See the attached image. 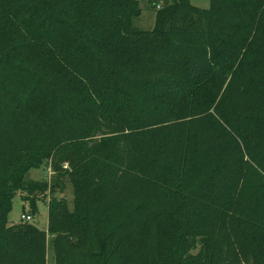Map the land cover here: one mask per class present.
I'll return each instance as SVG.
<instances>
[{"label": "trees", "instance_id": "obj_1", "mask_svg": "<svg viewBox=\"0 0 264 264\" xmlns=\"http://www.w3.org/2000/svg\"><path fill=\"white\" fill-rule=\"evenodd\" d=\"M141 14L0 0V264H47L49 236L76 264L68 235L86 264H264V0H167L152 30ZM48 165L47 229L12 223Z\"/></svg>", "mask_w": 264, "mask_h": 264}, {"label": "rangeland", "instance_id": "obj_2", "mask_svg": "<svg viewBox=\"0 0 264 264\" xmlns=\"http://www.w3.org/2000/svg\"><path fill=\"white\" fill-rule=\"evenodd\" d=\"M139 2L142 14L134 20L135 27L140 30H152L155 27L156 10L161 9L167 3V0H139ZM190 2L193 6L201 9H208L211 4V0H190ZM155 3L158 4L157 8L154 7ZM62 167L63 169H70L71 166L67 161L62 164ZM54 174L55 172L53 171L51 165L44 166L40 169L30 170L27 174V179L49 183L47 194L40 197L35 205H33L30 200L24 199L25 196L28 195L27 191L23 190L24 193H20L21 190L18 191V194L13 199L12 209L9 214V218L12 223L20 224L22 221V214H30L34 211V219L30 223H36L40 228L47 229L49 219V199L53 195V192L51 191L53 185L51 182ZM65 196L67 197L66 201L68 202L70 209H73V188L71 184L67 183ZM72 241L75 240L70 235L66 236V240L63 241V260L67 256H70L69 261H66L76 264H86L85 257L83 255L75 256L78 247L76 245L74 246ZM196 252L197 250H193V253ZM47 264H56L52 236L48 237Z\"/></svg>", "mask_w": 264, "mask_h": 264}, {"label": "built area", "instance_id": "obj_3", "mask_svg": "<svg viewBox=\"0 0 264 264\" xmlns=\"http://www.w3.org/2000/svg\"><path fill=\"white\" fill-rule=\"evenodd\" d=\"M21 220L26 222H31L33 221V217L30 214H22Z\"/></svg>", "mask_w": 264, "mask_h": 264}]
</instances>
